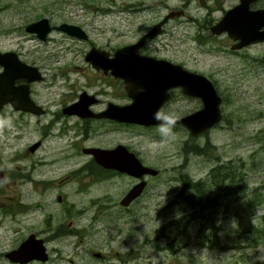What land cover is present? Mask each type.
I'll list each match as a JSON object with an SVG mask.
<instances>
[{
  "label": "rangeland",
  "instance_id": "rangeland-1",
  "mask_svg": "<svg viewBox=\"0 0 264 264\" xmlns=\"http://www.w3.org/2000/svg\"><path fill=\"white\" fill-rule=\"evenodd\" d=\"M155 1L0 0V49H18L32 59L45 56L49 49L43 50L44 47L126 43L150 26V22L137 17L148 16L149 11L136 6ZM167 2L174 7L179 4V0ZM259 4H264V0ZM42 16H47L52 24L66 21L83 25L89 32V42L73 39L56 29L44 41L25 31L26 24ZM170 25L183 31L179 23ZM194 31L195 24L185 21L187 36L171 31L164 40L171 47L193 52L199 61L198 69L218 79L225 97L222 96L225 114L215 126L199 135H190L184 128L176 127V138L167 143H162L160 138L144 144L142 139L144 148L152 151L153 166L159 168L156 176L149 177L152 189L147 212L141 213V209L134 215L118 212L115 206L124 183L118 177L101 180V221L97 219L93 223L96 209L88 201L93 191L100 190L95 184L81 192L76 191L75 182L69 185L64 203L73 202L74 207L85 209L69 218H63L61 205L53 202V197L42 198L35 189L26 187L29 193L23 196L18 193L22 188L11 184L10 198L0 197V209L6 204L17 207L18 201L26 202L23 223L27 232L45 227V213L52 206L56 207L51 210L56 214L53 224L68 225V219L73 222L68 226L73 227L72 232L59 231L48 242L50 260L44 264H261L255 258L264 250V69L249 64L248 59L251 54H263L264 43L249 47L248 53L241 56V61H245L233 66L221 55L210 54L208 46L197 45L189 37ZM65 54L62 56H72ZM102 130L101 143L123 138L121 133L104 134ZM152 133L160 135L157 128ZM6 154V149L0 150L2 168L7 165L12 168ZM215 165L220 168L208 175ZM226 175L232 182H226ZM184 178L203 182L206 201L197 198L186 202L178 197ZM26 183L28 187L31 185ZM203 205L208 207L202 209ZM233 219L238 226L231 228ZM218 222H221L219 226ZM221 232L223 236L219 235ZM14 234L13 229L0 227V251L12 246ZM85 242L89 248L106 254L105 259H96L88 253ZM204 248L203 255L192 254V250L199 253ZM127 249L130 253L125 252ZM0 264H6L3 258Z\"/></svg>",
  "mask_w": 264,
  "mask_h": 264
},
{
  "label": "flooded vegetation",
  "instance_id": "flooded-vegetation-1",
  "mask_svg": "<svg viewBox=\"0 0 264 264\" xmlns=\"http://www.w3.org/2000/svg\"><path fill=\"white\" fill-rule=\"evenodd\" d=\"M167 1L156 0L150 4L142 3L140 6H136L137 9L149 11L148 16L137 17L139 20L150 22V26L143 28L141 32L135 34V39L126 43L101 46L91 42L88 46L44 47L43 50L49 49V52L45 53V56L39 55L32 57V59L26 58L18 49H0L1 52H15L19 60L34 67V69L23 74L18 71H7L5 66L0 64L1 79L7 78L9 81V77L13 76L12 86L0 87V117L10 121V124L0 128V150H7L6 156L9 154L7 162L13 165L12 168L9 165L2 168V156L0 155V182L7 178L6 183H0L3 184L0 185V193H2L0 197L7 196L8 199L10 198L9 188L11 184L14 187L19 186V189L22 188L18 193L23 194V196H27L29 193L26 187L35 189V193L42 198L53 197V202L56 201L61 205L60 213L63 218H69L76 212L81 214L85 211L82 207H74L73 202L66 201V204L64 203L69 185L75 182L76 191L81 192L87 187L92 189V185L95 184L100 190L93 191L91 195L93 197L88 201L92 202L96 209L91 219L93 223L97 219L101 221V180L118 177L124 180L121 186V195L118 203L111 201L116 203L115 207L118 212L127 215H134L138 209H141V213L147 212L149 209L148 199L150 198L148 195L151 196L150 190L152 189L149 177L156 176L159 173V168L153 166L152 151L148 147L144 148V144L161 138L160 135L153 136L152 133V130L157 128L158 123L144 124L117 120L106 115L101 116V113L107 109L129 105L134 98L129 94L123 76H115L110 69L104 71L101 66L96 67L87 58L89 51L96 47L100 51L101 49L106 50L109 57H114L117 49L141 40L139 46L125 48L118 53L119 65H121V61H131L130 64L136 66L143 63L144 56H148L179 65L184 70L207 76L221 97L219 106L222 119L225 114L223 109L225 97L222 94L218 79L213 74L204 73L198 69L199 61L193 56V52L187 53V49L171 47L164 40V37L171 31L187 36L184 33L185 21L194 23L195 31L189 37L199 46H208L210 54L221 55L233 66H239V63L242 64V61H245H241V56L243 57L248 53L249 47L264 43L263 37L237 46L240 43V38H234L226 30L218 33L212 31V26L218 23L227 11L240 0H179L178 6L175 7L169 6ZM260 1L262 0H252L249 7L253 9L264 7V4H259ZM175 11H179V13H173L164 20L167 14ZM162 20L164 21L161 22ZM160 22L157 31L153 35H148L155 24ZM171 23L181 24L183 31L179 30L177 26L172 29ZM50 24L54 25L51 22ZM77 25L86 32L85 38L62 32L73 39L88 41L90 38L87 29L83 25ZM33 34L37 37L35 33ZM48 35L45 39L37 38L44 41L47 40ZM59 50H66L65 53H71L72 56L64 57L62 54H66ZM251 55L248 59L249 64L264 69V53L257 56ZM13 66L17 65L14 63ZM17 73L20 75H16ZM164 74L162 75L164 76ZM146 76H148L146 71L136 73V78H142V80L134 85L132 89L134 92L144 90L142 85H147L145 84L147 83ZM10 90L14 91L13 95H10ZM194 90L196 91V88ZM154 91L152 92L154 93L152 100L146 96L142 99L143 103L135 104L133 102L136 113L147 116L154 110L163 109L166 113H172L181 118L193 114L203 107L201 97L187 93L181 84L172 86L167 90L169 94L167 99H163V91ZM159 98L163 101L156 103ZM216 123L213 125L215 126ZM176 127L184 128L192 135L185 125L177 123ZM101 128L104 134L121 133L123 138L114 143L112 138L110 141H102L103 143H101ZM142 139L145 140L144 144ZM118 144L123 145L127 152L132 153L144 166L156 168L157 173L144 172L141 175H136L127 170L105 167L88 151L89 148L101 150V147L112 148ZM131 161L129 159L130 163ZM225 178L226 182H232L230 176L226 175ZM184 179H182L183 190L179 192V194L182 193L181 196L186 195ZM26 182L31 185L28 187ZM140 182L142 183L141 191L129 202L122 204V198L134 185ZM48 202L52 203V201ZM25 203V201H18L17 207L14 206L16 204H6L7 209H5L6 206L0 209V227L13 229L15 232L12 246L0 251V258H3L6 264H44L50 260V252L47 249L48 242L55 238L59 231L68 234L73 231L72 226V228L68 227L69 224H73L70 219L66 220L68 225L51 222L56 218V214L51 211L56 210V207L52 206L48 207L49 209L45 213V227L27 232L23 223L27 209ZM26 239H30L32 244L36 243L37 239H42L48 253L47 258L43 260L33 257L22 261L11 259L8 253L16 249ZM85 246L88 247V253H91L94 258L105 259L106 254L89 248L87 242H85ZM96 252L100 254L97 255ZM125 252L130 253V249Z\"/></svg>",
  "mask_w": 264,
  "mask_h": 264
},
{
  "label": "water",
  "instance_id": "water-1",
  "mask_svg": "<svg viewBox=\"0 0 264 264\" xmlns=\"http://www.w3.org/2000/svg\"><path fill=\"white\" fill-rule=\"evenodd\" d=\"M251 1L252 0H240L239 3L227 11V13L218 23L212 26V31L218 33L226 30L229 35L233 36L234 38H240V43L237 46L244 45L247 42L259 38H263L264 7L254 9L250 8L249 4ZM173 13L178 14L179 11L170 12L167 14L164 20ZM161 22L155 24L153 29L148 32V35H153L157 31V27L161 24ZM24 29L27 32L35 33L40 39H45L52 29L61 30L81 38H85L87 36L86 32L79 25L68 22H61L59 24L51 25L47 16H42L34 21L29 22L25 25ZM140 44L141 40L135 43L124 45L115 51L114 57H109L108 52L104 49H101L100 51L99 49H96V47H93L92 50L87 54V58L90 59L96 67L101 66L104 71L110 69L115 76H123L127 83L128 92L133 96V102H135V104L141 103L142 99L146 96H149L152 100L154 96V93L152 92H155L154 90L163 91V99H167L169 96L167 90L172 86L180 84L184 86V89L187 93L199 95L202 99L203 107L193 114L178 118L177 122L185 125L192 135H197L203 132L221 119L222 114L219 106L221 97L207 76L184 70L179 65L172 64L165 60H156L148 56H144L145 58L143 63L136 66L131 65V61H121V65H119V61L117 60L118 53L125 48L137 47ZM14 63L17 66H13ZM0 64H3L7 71H18L23 74L28 70L34 69V67L19 60L17 54L13 51H0ZM138 71H146L148 73V76L145 78L147 81L145 84L148 86L142 85L144 89L142 92H134L132 90L134 85L138 81L142 80V78H136V73ZM20 73H17L16 75H20ZM157 74L159 77H157ZM162 74H164V76ZM12 79L13 76L9 77V81L7 78H0V87L12 86ZM194 88H196V91ZM13 94L14 91L10 90V95ZM163 99L160 100L159 98L158 102L156 103H161ZM133 102L129 105L116 106L107 109L101 113V116L106 115L116 118L117 120L134 121L144 124L159 123L153 119V113L156 112L155 110L153 113L151 112V114H148L147 116L138 114L134 109L135 104H133ZM88 151L94 155V158L97 161H101V165L105 167L127 170L128 172L135 173L136 175H141L144 172L154 174L157 173L156 168L144 166L132 153L127 152L126 148L121 144H118L112 148L101 147V150L98 148H89ZM129 159L132 160L131 163L129 162ZM141 187V182L134 185L122 198L121 203L126 204L129 202L132 197L141 191ZM95 254L98 255L100 253L96 252ZM8 256L11 257V259H19L21 261L28 260L33 257L44 260L47 258L48 253L42 239H37L36 243L33 244L30 239H26L21 242L16 249L11 250V252L8 253Z\"/></svg>",
  "mask_w": 264,
  "mask_h": 264
},
{
  "label": "clouds",
  "instance_id": "clouds-1",
  "mask_svg": "<svg viewBox=\"0 0 264 264\" xmlns=\"http://www.w3.org/2000/svg\"><path fill=\"white\" fill-rule=\"evenodd\" d=\"M153 119L159 122L157 125V130L160 134L162 143H167L176 138L174 129L178 122L177 116H175L172 113H166L163 109H157V111L153 113ZM6 124H10V121H6L4 118L0 117V128L4 127ZM6 182H7V178H5V180L0 183H6ZM220 223L221 222H218V226ZM233 225L238 226V223L235 219H233L230 222L231 228L233 227ZM219 235L223 236L224 233L221 232L219 233ZM205 251L206 248L202 249L199 253H197L196 250H192V254L199 256V255H203ZM259 252H260V256L256 257L255 259L261 261V264H264V250H261Z\"/></svg>",
  "mask_w": 264,
  "mask_h": 264
},
{
  "label": "trees",
  "instance_id": "trees-1",
  "mask_svg": "<svg viewBox=\"0 0 264 264\" xmlns=\"http://www.w3.org/2000/svg\"><path fill=\"white\" fill-rule=\"evenodd\" d=\"M204 149V148H203ZM196 151V149H195ZM201 151V150H199ZM204 151V150H202ZM215 168H220V166H214L210 169L208 175H211L213 173V171L215 170ZM224 167H222L223 169ZM185 188H186V195H183L181 196L182 193L178 194L179 196L183 197V199L186 201V202H192L194 200H196L197 198L203 200V201H206L204 200V195H205V191H204V184L203 182L201 181H194V182H191L190 180L187 181L185 180ZM208 205H203L202 206V209H205L207 208Z\"/></svg>",
  "mask_w": 264,
  "mask_h": 264
}]
</instances>
